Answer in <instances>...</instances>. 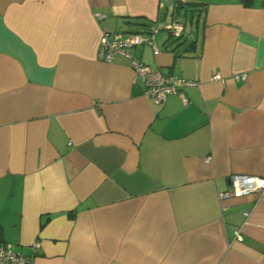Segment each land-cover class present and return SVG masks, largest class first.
<instances>
[{
	"label": "crops",
	"instance_id": "obj_1",
	"mask_svg": "<svg viewBox=\"0 0 264 264\" xmlns=\"http://www.w3.org/2000/svg\"><path fill=\"white\" fill-rule=\"evenodd\" d=\"M105 30L152 35L132 59L197 83L156 102L130 58L99 57ZM233 174L264 177V0H0L7 247L30 264H264V191L220 199Z\"/></svg>",
	"mask_w": 264,
	"mask_h": 264
},
{
	"label": "built area",
	"instance_id": "obj_2",
	"mask_svg": "<svg viewBox=\"0 0 264 264\" xmlns=\"http://www.w3.org/2000/svg\"><path fill=\"white\" fill-rule=\"evenodd\" d=\"M97 17L103 14L95 12ZM165 31L171 35H179L183 29V22L175 19L164 26ZM152 35L144 36L141 33H131L123 36L120 33H110L105 30L99 46V57L105 61H111L116 54H123L131 59L132 66L140 79L145 84L144 92L156 102H162L170 93H181L180 88L186 85L196 84L192 80H186L177 75H163L159 71H153L150 66L138 62L131 57V49L143 43H152ZM158 53V49H154ZM234 79L246 78L245 74H236ZM212 79L221 80L219 74H213ZM264 191V177L248 174H233L229 178L228 188L219 192L220 199H228L232 195H246L253 192ZM247 214V213H245ZM240 239V236L237 235ZM36 246L38 243L35 244ZM0 264H30V255L15 251L0 241Z\"/></svg>",
	"mask_w": 264,
	"mask_h": 264
}]
</instances>
